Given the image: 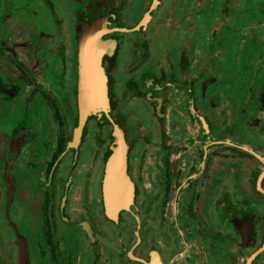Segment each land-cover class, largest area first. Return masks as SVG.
<instances>
[{
    "label": "flooded vegetation",
    "instance_id": "1",
    "mask_svg": "<svg viewBox=\"0 0 264 264\" xmlns=\"http://www.w3.org/2000/svg\"><path fill=\"white\" fill-rule=\"evenodd\" d=\"M97 22L117 218L113 126L78 134ZM0 264H264V0H0Z\"/></svg>",
    "mask_w": 264,
    "mask_h": 264
},
{
    "label": "water",
    "instance_id": "2",
    "mask_svg": "<svg viewBox=\"0 0 264 264\" xmlns=\"http://www.w3.org/2000/svg\"><path fill=\"white\" fill-rule=\"evenodd\" d=\"M102 27L103 24L99 22L91 28L86 26L80 41L79 88L81 97L79 104L81 111L78 134L88 116L99 110L106 114L113 126L115 142L107 163L104 191L108 214L112 218H117L120 211H131L134 188L127 173L128 145L123 130L110 115L107 78L101 65L102 57L107 49V44L101 40L100 29Z\"/></svg>",
    "mask_w": 264,
    "mask_h": 264
}]
</instances>
